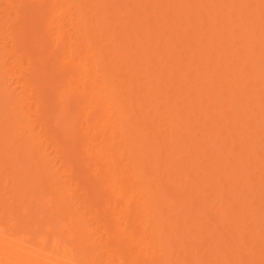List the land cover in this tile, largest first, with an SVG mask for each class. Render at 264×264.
<instances>
[{
	"label": "bare ground",
	"instance_id": "1",
	"mask_svg": "<svg viewBox=\"0 0 264 264\" xmlns=\"http://www.w3.org/2000/svg\"><path fill=\"white\" fill-rule=\"evenodd\" d=\"M247 262L264 0H0V264Z\"/></svg>",
	"mask_w": 264,
	"mask_h": 264
},
{
	"label": "rangeland",
	"instance_id": "2",
	"mask_svg": "<svg viewBox=\"0 0 264 264\" xmlns=\"http://www.w3.org/2000/svg\"><path fill=\"white\" fill-rule=\"evenodd\" d=\"M5 204L7 205L8 204V201H5ZM39 212H41L40 210H39ZM31 217V216H30ZM39 217H42V215L40 214V215H35L34 217H32L29 221H31V223H30V225H29V227H32L33 225L34 226H37L38 224H40L42 221H41V219L39 218ZM39 226V225H38ZM249 228H247V233L249 232ZM74 246H76V247H78V249L80 250V249H82L83 247H79L78 246V244L77 243H75V242H73L72 243ZM249 260V259H248ZM248 264H250L249 262H247Z\"/></svg>",
	"mask_w": 264,
	"mask_h": 264
}]
</instances>
